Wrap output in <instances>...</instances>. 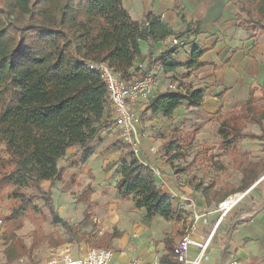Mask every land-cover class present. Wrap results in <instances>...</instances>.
<instances>
[{"label": "trees", "instance_id": "16d2710c", "mask_svg": "<svg viewBox=\"0 0 264 264\" xmlns=\"http://www.w3.org/2000/svg\"><path fill=\"white\" fill-rule=\"evenodd\" d=\"M232 2L242 27L264 33V0ZM145 20L147 27L143 26ZM155 22L153 16L132 20L122 0H0V196L7 194L11 210L2 216L5 221L35 218L40 214L35 202L42 201L53 223L70 230L54 207L51 190L42 183L48 181L52 186L60 178L57 163L67 149L82 151V165L93 155L90 146L99 133L111 129L107 89L90 64L106 63L119 77L128 79L140 55L139 41L152 37ZM165 34L169 33L162 37ZM176 49L170 47L156 58L165 72L177 66L169 61ZM201 54L198 49L190 52L187 76L201 65ZM180 84L151 99L148 108L152 115L169 117L182 104L201 105L203 89ZM252 98L249 92L244 112L218 127L220 147L236 163L239 139L264 137L263 132L243 130L247 123L261 130L263 127L264 105L255 104ZM172 134L167 135L164 144L167 154L175 159L180 147ZM128 148L120 155L119 195L131 199L134 209H144L148 218L157 215L179 221L173 198L157 184L154 169L141 163ZM243 156L245 163L247 155ZM239 166L242 190L255 182L260 166L264 169L261 162ZM120 236L116 230L103 232L100 247L111 250L112 240ZM164 245L167 253L162 261L181 264L173 253L172 240L165 238Z\"/></svg>", "mask_w": 264, "mask_h": 264}, {"label": "crops", "instance_id": "0c3cea01", "mask_svg": "<svg viewBox=\"0 0 264 264\" xmlns=\"http://www.w3.org/2000/svg\"><path fill=\"white\" fill-rule=\"evenodd\" d=\"M122 5L134 21H141L146 16L156 18L152 37L139 41L140 55L133 67L141 62L145 67H154L159 62L156 58L170 48L171 37H188L187 46L176 49L169 59L177 66L167 72L162 68L161 76L153 89V97L171 90L168 88L171 83H181V87L192 85L202 88V103L197 107L182 104L172 114L177 115L188 109L203 115H212L219 110L223 113L235 106H241L247 100L250 90L258 93L263 88L264 33H253L238 23L237 8L232 0H122ZM241 18H246L245 14H241ZM165 32L169 34L162 37ZM193 49L202 51L198 59L201 65L187 76L189 69L186 64ZM263 127L262 130L258 128L260 133L264 134ZM197 138L198 136L195 141ZM144 145L141 143L139 160L154 169L157 184L164 192L171 194L173 209L179 212L180 220H165L157 215L148 218L144 209H134L140 219L129 222L125 211L128 207H133V202L119 195L120 172L114 171L110 177L113 169L108 168L106 173L96 175L95 182L91 185L93 191L90 199L95 205L94 213L102 214V210H108L110 214L105 213L101 221L103 232L115 231L111 230L114 226L116 231L121 233L120 237L111 242L110 264H172L162 261V257L167 253L164 239H171L174 247L178 240L188 233L194 215H201V218L195 221L194 228L190 231L192 238L202 241L213 231L203 264H264L262 166L258 169L255 182L249 188L243 189L247 194L251 191L253 201L248 202L244 198L218 222L219 216L215 211L217 204L229 195L242 191L240 163L235 167L241 174V184L233 187L226 183L222 193V196H225L210 206L213 201L207 198L206 192L203 194L189 186L181 189L171 187L168 180L164 179V173L159 176L158 170H162L163 166L151 165L155 155L151 152H154V148ZM74 148L75 152L76 147ZM111 150L112 153H107V157L117 158L121 155L115 148ZM146 156L148 162L145 160ZM91 157L82 164L87 169ZM258 162L264 163V160ZM241 163L248 166L247 162L244 163V158ZM111 189L115 190V197L109 196ZM176 194L179 197H175ZM115 198L117 200L110 202L109 199ZM200 223L203 224L202 230L198 227ZM196 253L197 248L190 246L188 256L192 258Z\"/></svg>", "mask_w": 264, "mask_h": 264}, {"label": "rangeland", "instance_id": "374dc122", "mask_svg": "<svg viewBox=\"0 0 264 264\" xmlns=\"http://www.w3.org/2000/svg\"><path fill=\"white\" fill-rule=\"evenodd\" d=\"M173 85L176 88V85ZM169 86L168 88H171L172 85ZM250 92L255 104L264 105V86L258 93H254L253 89ZM244 104L245 102L241 106L223 112L224 114L219 110L212 115H203L188 109L177 115L171 114L169 117L152 115L147 108L148 104L145 108L143 106L138 138L140 143L146 145L144 147L154 148V152H151L155 154L151 165L163 166L162 170H158L159 176L160 173H164L165 178H163L168 180L171 187L181 189L189 186L200 190L203 194L206 192L207 198L213 201L210 206L221 199L223 186L226 183L233 187L239 186L241 174L235 167L237 163L220 147L218 127L222 121L242 114L245 109ZM243 130L260 133L258 126L253 123H247ZM171 132H173L172 140L178 139L179 142L178 159L170 158L171 153L167 154V144H164L167 135ZM112 145L120 154L128 148L120 142L116 131L108 127L99 133L96 141L90 146L93 155L90 163L88 162V169L79 164L82 151L74 152L75 148L72 147L67 149L57 163L61 169L60 178L52 186L48 181L42 183L44 188L51 190L54 207L60 217L68 223L71 231H66L60 224L53 223L49 209L42 201L35 202L40 211L35 218L24 216L14 223L5 221L2 216L10 214V199L6 193L0 196V264H45L48 257L56 251L66 250L72 256L79 257L86 249L101 248L104 230L102 217L105 213L106 215L110 213L108 210H102V214L94 213L95 205L90 200L93 191L91 185L95 182V176L106 173L108 168L113 169L110 177L114 171L120 172L121 157L106 156L107 153L108 155L112 153L109 149ZM236 149L239 155L238 163H241L243 154H246L247 165H254L258 160H264V137L259 140L239 139L236 142ZM174 153L172 152L173 155ZM0 154H2L1 147ZM147 158L146 156V161ZM110 191L112 192L109 196L115 197V190ZM175 197L179 196L176 194ZM109 200L112 202L117 198ZM245 200L253 201L251 191L246 195ZM125 212L129 222L140 219V215H136L137 212L135 213L133 207H128ZM141 216L143 219V214ZM202 226V223L198 225L200 230ZM111 230L116 228L113 226Z\"/></svg>", "mask_w": 264, "mask_h": 264}, {"label": "built area", "instance_id": "2783aa9c", "mask_svg": "<svg viewBox=\"0 0 264 264\" xmlns=\"http://www.w3.org/2000/svg\"><path fill=\"white\" fill-rule=\"evenodd\" d=\"M148 25V21L145 20L143 26L147 27ZM187 44V36L171 37L169 41V46L174 48H183ZM90 68L100 73L106 86L112 111L111 130L116 131L120 142L128 146L140 158L141 143L138 138L141 124L140 116L144 110L143 106L145 108L153 98V89L162 73L161 62L151 68L145 67L142 62L132 66V75L128 79L119 77L106 63H91ZM171 85L170 89L174 90L175 86L172 83ZM151 150L153 149L151 148ZM246 194V190L235 192L220 201L215 210L219 216L218 222L231 208L241 202ZM200 218L201 215H194V221L190 225L188 233L179 239L173 247V253L181 264H203L213 231L202 241L192 238L190 231L194 228L195 221ZM190 246L197 248V253L192 258L188 256ZM111 255L110 249L103 248L86 249L79 257H74L69 251L63 250L51 254L45 264H110ZM134 264L138 263L135 262Z\"/></svg>", "mask_w": 264, "mask_h": 264}]
</instances>
